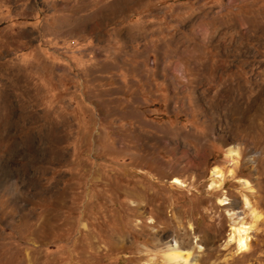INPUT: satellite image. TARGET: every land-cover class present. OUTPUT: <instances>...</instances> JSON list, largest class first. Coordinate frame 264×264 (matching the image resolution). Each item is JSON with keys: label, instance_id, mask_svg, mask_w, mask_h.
Instances as JSON below:
<instances>
[{"label": "rangeland", "instance_id": "1", "mask_svg": "<svg viewBox=\"0 0 264 264\" xmlns=\"http://www.w3.org/2000/svg\"><path fill=\"white\" fill-rule=\"evenodd\" d=\"M140 14L144 25L129 26ZM170 26L189 27L190 46L160 47L185 48L186 70L213 79L211 138L141 136L109 117L128 98L110 91L115 74L144 102L168 92L154 77L157 89L128 86L109 29L122 40ZM197 117L167 121L202 132ZM229 145L242 151L236 176L209 189ZM230 208L254 223L245 251L230 241ZM173 239L192 264H264V0H0V264H172Z\"/></svg>", "mask_w": 264, "mask_h": 264}, {"label": "crops", "instance_id": "2", "mask_svg": "<svg viewBox=\"0 0 264 264\" xmlns=\"http://www.w3.org/2000/svg\"><path fill=\"white\" fill-rule=\"evenodd\" d=\"M131 14L132 17L137 16L136 12ZM147 18V15L140 14L138 15V19L135 20L137 22L132 21L134 24L130 23L129 26H143ZM175 26L177 27V25ZM175 26H170L167 30L161 29L159 33L149 29L139 30L140 33L134 36H125L122 40L112 33L115 27L109 29L111 31L109 33L111 43L118 45V48L114 47V52L117 53V56L115 55L116 58L113 60L116 65L115 70L120 69V65L125 66L126 74H128L129 78L128 86L134 89L138 84L134 77H137L147 82L146 88L157 89L158 86L150 83L151 78L154 77L167 84L168 90L167 94L164 95L165 97L161 98L159 102L154 103L152 101L151 103H147L142 100L138 92L132 90L126 91V86L122 83L123 81L115 74L116 77L112 81L114 86L109 88L110 91L113 90L112 94L117 95L118 98L126 95L128 98H124L121 103L122 106H120L121 108L117 110L118 112L116 111L117 113L115 112L114 115H110L109 117L114 118L115 126L124 121H133L139 130L138 135L141 136H149L151 138H211L210 135L212 136L215 132V125L209 124L206 114L212 107L208 96H210V93L215 88L213 79L209 77V73L205 69L198 72L199 75L197 77L194 76V72L186 70L187 57L185 58L184 56H189V54L185 48L181 51L176 45L169 46L168 48L160 47L161 43H159V39H166L168 42L177 39L182 42L183 46H190L188 40L184 39L186 37L189 39L190 28L183 26V30H180V28H176ZM200 27L199 31H206L205 27ZM178 31L182 33L181 36L177 34ZM210 31L211 29H209ZM194 63H196V60L192 59V64ZM154 96L157 98L158 93L156 92ZM200 96L203 97L202 101L199 99ZM137 97L140 98L143 104H136ZM158 106H161V110L167 115L163 114L155 118ZM189 110L198 112L196 124L200 123L202 132H199L194 124H190V128H183L176 121L172 123L167 121V116L173 117L174 113L177 112L187 114ZM136 112H139V117L133 116ZM207 116H209V113ZM242 116L240 121L243 119ZM136 118H141L143 121L137 122ZM139 126L148 130L143 131ZM166 127L177 128L179 131L174 133L165 129Z\"/></svg>", "mask_w": 264, "mask_h": 264}, {"label": "bare ground", "instance_id": "3", "mask_svg": "<svg viewBox=\"0 0 264 264\" xmlns=\"http://www.w3.org/2000/svg\"><path fill=\"white\" fill-rule=\"evenodd\" d=\"M252 116V115H251ZM250 116V117H251ZM244 118V116H242ZM249 119V118H248ZM242 159V151L239 146L229 145L226 154V166L223 167L221 165H214L212 168V178L211 183L209 184V189L211 188H220L225 185V183L229 180V178H234L237 173V167L239 166ZM255 161V156H250L247 160L248 163H253ZM241 184L244 189L252 190L253 187L251 182L247 178H240ZM176 185L185 188L186 182L180 178L175 177L172 181ZM135 194V193H134ZM250 198V197H249ZM247 194L243 193L242 195V203L243 205L250 211L251 217L256 221L259 219L260 214L257 213V209L251 205V199H249ZM226 195H222L219 201L224 204L227 202ZM229 200V199H228ZM248 211V212H249ZM228 213L231 217L232 227H231V235L230 241L235 240L237 243L238 251H245L250 246L251 240V231L254 228V223L246 222L243 220V217H239V213L234 211L232 208L228 210ZM180 242L178 240L173 239L170 242L169 250L167 253V261L172 264H192L190 261V253L191 250L184 247L181 248ZM201 246V245H200Z\"/></svg>", "mask_w": 264, "mask_h": 264}]
</instances>
